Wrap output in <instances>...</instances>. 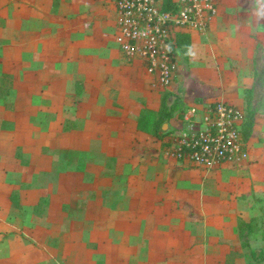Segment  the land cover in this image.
<instances>
[{
	"label": "crops",
	"instance_id": "obj_1",
	"mask_svg": "<svg viewBox=\"0 0 264 264\" xmlns=\"http://www.w3.org/2000/svg\"><path fill=\"white\" fill-rule=\"evenodd\" d=\"M85 1L0 0V264H264L254 100L247 159L209 172L166 156L179 117L163 138L137 128L163 93L184 110L223 100L245 112L264 67V0H217L205 34L177 33L190 50L175 46L166 91L123 58L105 16L116 32L114 0Z\"/></svg>",
	"mask_w": 264,
	"mask_h": 264
},
{
	"label": "built area",
	"instance_id": "obj_2",
	"mask_svg": "<svg viewBox=\"0 0 264 264\" xmlns=\"http://www.w3.org/2000/svg\"><path fill=\"white\" fill-rule=\"evenodd\" d=\"M118 49L142 62L151 87L168 90L176 72L177 33L205 34L218 14L217 0H114ZM245 112L218 100L186 108L165 154L207 172L248 157L242 139Z\"/></svg>",
	"mask_w": 264,
	"mask_h": 264
},
{
	"label": "trees",
	"instance_id": "obj_3",
	"mask_svg": "<svg viewBox=\"0 0 264 264\" xmlns=\"http://www.w3.org/2000/svg\"><path fill=\"white\" fill-rule=\"evenodd\" d=\"M177 47L183 53V55H188L190 50V38L188 36L182 35L178 37ZM253 89H247L244 91L246 110H245V122L242 127V139L246 141L250 138L252 134V129L254 125V117L256 110L253 107ZM184 108L182 102L177 97H174L171 93H163L160 99V106L157 111H152L149 109H143L137 118V128L152 137L163 138L166 136V132L162 130L164 125H167L169 121L175 117L181 118ZM14 201V200H13ZM14 207H18L16 202H13ZM241 223L239 225L240 238L243 239L245 236L251 233L248 227ZM247 243L243 242V246Z\"/></svg>",
	"mask_w": 264,
	"mask_h": 264
},
{
	"label": "rangeland",
	"instance_id": "obj_4",
	"mask_svg": "<svg viewBox=\"0 0 264 264\" xmlns=\"http://www.w3.org/2000/svg\"><path fill=\"white\" fill-rule=\"evenodd\" d=\"M100 1H102V2L104 1V4H107V8L109 7L110 2H111V0H93V3H92V0L90 2H88L86 0L85 3H84V5H89L90 4V5H92L94 7L96 3L101 4ZM89 11H91V10H89ZM105 16H106V20L109 22L107 24V26H108L107 28L110 29L111 33L113 32L114 42H115V44L118 47L117 30H116V32H115V29L113 30V26H112V24H113L112 23L113 22V18H112L111 11H109V13H107ZM260 19H262V21H264V3H263V13L260 15ZM257 27H258V29L257 30L255 29L256 30L255 31L256 33H264V26H257ZM235 29H237V27L235 25H227V26H225L222 29V31L225 32V33L231 34L232 32L235 31ZM257 59H259V58H257ZM255 69H256V73H255V79H254L255 80V84H254V97H253L254 107H255V109H257L258 111H260L264 115V67H263V65L261 63H258L255 66ZM81 85H82L81 82L80 83L79 82L76 83L75 93H76V91L77 92H81ZM159 93H162V92H159ZM65 99L68 100L66 97H65ZM18 235H20V234H18ZM1 239L3 241H5L7 239V235L4 236V237H2Z\"/></svg>",
	"mask_w": 264,
	"mask_h": 264
},
{
	"label": "water",
	"instance_id": "obj_5",
	"mask_svg": "<svg viewBox=\"0 0 264 264\" xmlns=\"http://www.w3.org/2000/svg\"><path fill=\"white\" fill-rule=\"evenodd\" d=\"M165 128V125L163 126V129Z\"/></svg>",
	"mask_w": 264,
	"mask_h": 264
}]
</instances>
